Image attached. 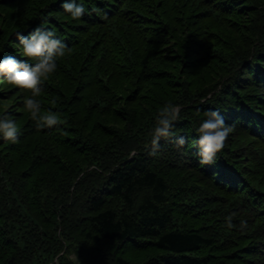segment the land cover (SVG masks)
Segmentation results:
<instances>
[{"label": "trees", "instance_id": "1", "mask_svg": "<svg viewBox=\"0 0 264 264\" xmlns=\"http://www.w3.org/2000/svg\"><path fill=\"white\" fill-rule=\"evenodd\" d=\"M88 6L70 23L60 0H0V55L42 18L71 49L41 97L62 133L37 130L25 90L0 80V114L23 131L0 141V264H264V0ZM166 102L188 143L152 155ZM209 108L235 127L203 165L192 141Z\"/></svg>", "mask_w": 264, "mask_h": 264}, {"label": "clouds", "instance_id": "2", "mask_svg": "<svg viewBox=\"0 0 264 264\" xmlns=\"http://www.w3.org/2000/svg\"><path fill=\"white\" fill-rule=\"evenodd\" d=\"M89 2L90 0H60L61 8L70 23L79 22L84 16L97 12L96 8L88 6ZM46 23V19L42 18L41 26L27 34L24 31L15 33L20 48L17 55H0V80L9 86L25 90L22 106L37 130L62 133V126L66 121L59 111L45 109L41 97L46 81L57 72L61 61L71 49L54 28L43 27ZM50 103L55 105L56 101L52 100ZM181 111L182 105L178 102H166L159 108L149 133L152 155L158 154L161 140H170L178 148H183L188 143L185 136L175 134ZM234 127L226 122L219 108L204 111L203 118L195 126L197 136L192 141L201 164L212 165L216 162ZM22 135L23 131L11 113L6 111L0 114V141L17 144ZM227 226L233 227L231 215L227 217ZM246 226L247 222L242 220L240 227Z\"/></svg>", "mask_w": 264, "mask_h": 264}]
</instances>
